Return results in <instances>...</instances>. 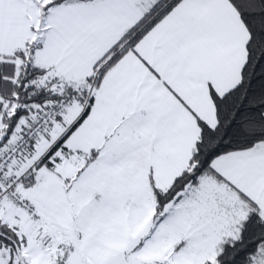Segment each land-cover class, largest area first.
Returning a JSON list of instances; mask_svg holds the SVG:
<instances>
[{"label":"snow or ice","instance_id":"snow-or-ice-1","mask_svg":"<svg viewBox=\"0 0 264 264\" xmlns=\"http://www.w3.org/2000/svg\"><path fill=\"white\" fill-rule=\"evenodd\" d=\"M0 264H264V0H0Z\"/></svg>","mask_w":264,"mask_h":264}]
</instances>
